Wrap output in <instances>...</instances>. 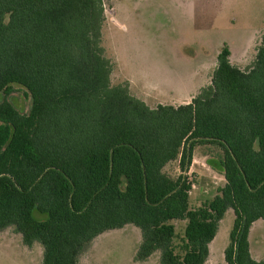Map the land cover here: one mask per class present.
Masks as SVG:
<instances>
[{"label":"trees","instance_id":"1","mask_svg":"<svg viewBox=\"0 0 264 264\" xmlns=\"http://www.w3.org/2000/svg\"><path fill=\"white\" fill-rule=\"evenodd\" d=\"M105 21L103 0H0V95L19 85L32 98L29 114L0 102V230L41 244L42 264H79L99 235L131 224L137 261L160 251L161 264H206L233 209L225 262L264 264L249 243L264 220V35L248 70L225 45L209 87L152 109L112 85ZM202 145L223 152L226 183L192 210L185 173ZM177 160L173 178L165 168ZM174 220L188 221L183 254Z\"/></svg>","mask_w":264,"mask_h":264},{"label":"rangeland","instance_id":"2","mask_svg":"<svg viewBox=\"0 0 264 264\" xmlns=\"http://www.w3.org/2000/svg\"><path fill=\"white\" fill-rule=\"evenodd\" d=\"M103 4V45L113 65L111 83L128 86L132 96L152 109L179 106L209 87L226 42L236 53L232 63L248 70L264 35V0H103ZM13 88L10 95H0V102L6 100L21 114H29L31 95L22 86ZM222 155L214 145L196 147L185 173L193 185L192 210L213 200L224 187L226 180L218 165ZM165 172L179 177V161L167 165ZM35 217L44 218L38 213ZM234 220V210L229 209L206 264H227L224 253ZM171 223L176 227L177 251L183 254L188 221ZM141 243L142 233L134 225L108 231L85 249L79 264H161L160 251L146 262L136 260ZM249 243L253 258L263 260L264 220L252 225ZM43 253L39 243L27 246L14 226L0 230V264H42Z\"/></svg>","mask_w":264,"mask_h":264},{"label":"crops","instance_id":"3","mask_svg":"<svg viewBox=\"0 0 264 264\" xmlns=\"http://www.w3.org/2000/svg\"><path fill=\"white\" fill-rule=\"evenodd\" d=\"M252 44H253V43H252ZM252 44H251V45H252ZM225 45H227V46L229 47V49H230V52H231L230 61H231V63H232V61H233V56H234L236 53H235V51L233 50V48H232V46H231V44H230L229 42H226ZM250 47H251V46H250ZM250 47H249V49H250ZM249 49H248V51H249ZM247 53H248V52H247ZM243 54H245V53H243ZM232 64H233V63H232ZM233 65H234V64H233ZM239 68H240V67H239ZM240 69H241V68H240ZM193 98H194V97H193ZM193 98H191L190 101H188V102H183V104H188V103H190V102L192 101ZM183 104H180V105H183ZM173 106H175V105H173ZM193 159H194V155H193ZM189 201H190V200H189ZM258 221H261V220H258ZM258 221H256V222H258ZM129 225H131V224H129ZM126 226H127V225H126ZM124 227H125V226H124ZM124 227H123V228H124ZM123 228H121V229H123ZM137 228H138V227H137ZM115 230H119V229H115ZM110 231H112V230H110ZM140 231H141V230H140ZM218 231H219V230H218ZM107 232H108V231H107ZM105 233H106V232H105ZM141 233H142V232H141ZM103 234H104V233H103ZM217 234H218V232H217ZM101 235H102V234H101ZM101 235H99V236H101ZM99 236H98V237H99ZM98 237H97V238H98ZM216 237H217V235H216ZM216 237H215V239H216ZM215 239H214V240H215ZM214 240H213V242H214ZM211 244H212V243H211ZM211 244H210V246H209V247H210V254H211ZM155 253H156V252H155ZM155 253H154V254H155ZM43 254H44V253H43ZM154 254H153V255H154ZM153 255H152V256H153ZM152 256H151V257H152ZM151 257H149L146 261H148ZM209 258H210V255H209ZM208 260H209V259H208ZM146 261H143V262H146ZM160 262H161V254H160ZM207 262H208V261H207Z\"/></svg>","mask_w":264,"mask_h":264}]
</instances>
